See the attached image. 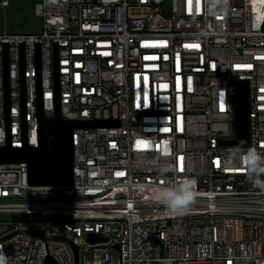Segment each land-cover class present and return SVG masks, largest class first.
<instances>
[{
    "label": "built area",
    "instance_id": "2783aa9c",
    "mask_svg": "<svg viewBox=\"0 0 264 264\" xmlns=\"http://www.w3.org/2000/svg\"><path fill=\"white\" fill-rule=\"evenodd\" d=\"M35 11L41 32H0V146L39 145V99L55 115L57 76L65 118L120 124L74 129L71 184L32 185L27 161L0 162V264H264V186L250 178L253 154L264 166V0H39ZM239 79L241 145L223 142L237 136ZM189 179V203L157 198ZM30 195L47 198L12 200Z\"/></svg>",
    "mask_w": 264,
    "mask_h": 264
},
{
    "label": "water",
    "instance_id": "95a60500",
    "mask_svg": "<svg viewBox=\"0 0 264 264\" xmlns=\"http://www.w3.org/2000/svg\"><path fill=\"white\" fill-rule=\"evenodd\" d=\"M56 58L58 48L56 46ZM41 65L39 52V66ZM56 112L53 116H46L43 109V98L39 99V145L25 143L23 146H0V162L27 161L29 165V183L32 185L71 184L74 181L75 144L74 129L76 127H92L103 125H119V120L65 118L62 115L58 76L56 77ZM8 80V75H7ZM237 136L234 139H224L228 144H249L251 141L250 129V89L249 81L237 80ZM26 125V123H25ZM44 236L43 230L33 231ZM90 241L106 240L94 232L88 236ZM77 261L79 260V247L75 245ZM47 264H58L49 257Z\"/></svg>",
    "mask_w": 264,
    "mask_h": 264
},
{
    "label": "rangeland",
    "instance_id": "374dc122",
    "mask_svg": "<svg viewBox=\"0 0 264 264\" xmlns=\"http://www.w3.org/2000/svg\"><path fill=\"white\" fill-rule=\"evenodd\" d=\"M2 1L0 0V32H41L44 29V17L35 11V4L39 0H8L6 5ZM46 198L44 195H30L12 200L37 201ZM3 215L6 214H0Z\"/></svg>",
    "mask_w": 264,
    "mask_h": 264
},
{
    "label": "clouds",
    "instance_id": "9594fccd",
    "mask_svg": "<svg viewBox=\"0 0 264 264\" xmlns=\"http://www.w3.org/2000/svg\"><path fill=\"white\" fill-rule=\"evenodd\" d=\"M259 160V154H253L252 167L250 168L252 175L250 178L256 185L264 186V166H260L257 163ZM194 183V180L189 179L187 182H183L179 189L172 187L163 188L157 198L173 209L177 206L185 205L193 199V193L188 189Z\"/></svg>",
    "mask_w": 264,
    "mask_h": 264
},
{
    "label": "snow or ice",
    "instance_id": "6c2138e0",
    "mask_svg": "<svg viewBox=\"0 0 264 264\" xmlns=\"http://www.w3.org/2000/svg\"><path fill=\"white\" fill-rule=\"evenodd\" d=\"M237 67L239 68V67H244V66H242V65H237ZM248 67H250V66H248Z\"/></svg>",
    "mask_w": 264,
    "mask_h": 264
}]
</instances>
